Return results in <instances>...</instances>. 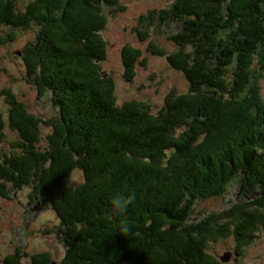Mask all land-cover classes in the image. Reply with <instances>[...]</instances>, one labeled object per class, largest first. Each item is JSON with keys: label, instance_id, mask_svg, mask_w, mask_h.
<instances>
[{"label": "trees", "instance_id": "1", "mask_svg": "<svg viewBox=\"0 0 264 264\" xmlns=\"http://www.w3.org/2000/svg\"><path fill=\"white\" fill-rule=\"evenodd\" d=\"M18 2L0 0V25L36 27L24 61L58 117L46 124L52 132L40 148L37 119L4 91L19 140L0 163V178L33 185L51 205L66 230L61 264H217L210 241L233 235L245 247L264 233V100L256 83L264 69V0H176L152 11L159 23H178L171 39L183 50L151 43L150 52L190 84L157 113L145 102L119 104L115 82L103 75L105 8L125 10L121 0H31L24 11ZM141 55L129 45L121 50L129 79ZM4 123L0 113V129ZM76 170L83 179L72 186ZM234 183L238 203L193 219L200 201L223 197ZM0 193L9 197L2 183ZM122 193L135 200L117 215L111 201ZM124 219L132 229L126 235ZM32 262L52 264L42 255Z\"/></svg>", "mask_w": 264, "mask_h": 264}, {"label": "rangeland", "instance_id": "2", "mask_svg": "<svg viewBox=\"0 0 264 264\" xmlns=\"http://www.w3.org/2000/svg\"><path fill=\"white\" fill-rule=\"evenodd\" d=\"M30 1L19 0L18 9L24 11ZM175 2L121 0L125 10L105 8L107 27L101 35L108 44V54L106 61L102 62V71L104 78H112L115 82L119 104L145 102L157 113L171 94L183 95L189 92L190 84L185 75L174 69L166 57L154 55L149 49L150 44L155 43L169 53L183 50L171 39L180 29L176 21L162 24L149 17L152 11L168 10ZM138 30L148 37L141 39ZM35 36V26L30 29H12L0 25V113L5 121L0 129V163L14 151L13 144L19 140L18 131L7 122L10 106L4 91H11L26 113L37 119L40 131L37 145L40 148L48 146V137L52 132V127L46 124L54 123L58 117L50 95L41 96L34 76H30L26 69L23 51L27 44L35 41ZM128 45L142 51L140 61L143 65L139 63L132 79L125 75L121 56V50ZM190 48L186 47L185 50L190 51ZM262 71L256 83L260 85L264 100V69ZM82 179L81 171L76 170L70 184L78 185ZM1 183L8 189L9 197L0 193V264H6V259L15 256L17 264H33L32 257L37 255L50 257L52 264H61L68 250L64 236L66 230L51 205L43 201L33 185L18 187L5 184L0 178ZM241 198L243 196L234 183L223 197L200 201L193 219L198 220L212 212L226 210ZM207 251L216 259L217 264H264V233L245 247L239 246L233 235L219 237L217 241L208 243ZM227 254H230V258L223 262L221 257Z\"/></svg>", "mask_w": 264, "mask_h": 264}, {"label": "clouds", "instance_id": "3", "mask_svg": "<svg viewBox=\"0 0 264 264\" xmlns=\"http://www.w3.org/2000/svg\"><path fill=\"white\" fill-rule=\"evenodd\" d=\"M135 200V194L130 193V194H120L117 196H114L111 205H112V211L119 215L123 212H125L128 207L134 202ZM131 225L127 219H124L121 222L120 226V232L124 235L128 234L131 231Z\"/></svg>", "mask_w": 264, "mask_h": 264}, {"label": "water", "instance_id": "4", "mask_svg": "<svg viewBox=\"0 0 264 264\" xmlns=\"http://www.w3.org/2000/svg\"><path fill=\"white\" fill-rule=\"evenodd\" d=\"M229 258H230V254H227L226 256L221 257V260H222L223 262H226V261H228Z\"/></svg>", "mask_w": 264, "mask_h": 264}]
</instances>
